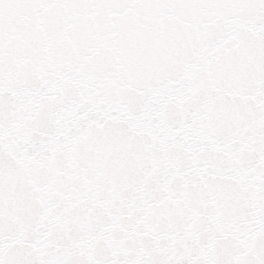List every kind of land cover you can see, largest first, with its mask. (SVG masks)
<instances>
[{"label": "snow or ice", "instance_id": "6c2138e0", "mask_svg": "<svg viewBox=\"0 0 264 264\" xmlns=\"http://www.w3.org/2000/svg\"><path fill=\"white\" fill-rule=\"evenodd\" d=\"M0 264H264V0H0Z\"/></svg>", "mask_w": 264, "mask_h": 264}]
</instances>
